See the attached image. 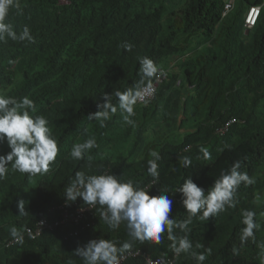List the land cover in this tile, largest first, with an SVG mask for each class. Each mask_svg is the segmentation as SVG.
<instances>
[{
    "label": "trees",
    "instance_id": "16d2710c",
    "mask_svg": "<svg viewBox=\"0 0 264 264\" xmlns=\"http://www.w3.org/2000/svg\"><path fill=\"white\" fill-rule=\"evenodd\" d=\"M226 1L20 0L22 14L10 10L6 22L17 34L27 26L34 42H0V92L34 101L31 114L48 120L59 153L47 173L31 178L12 171L9 163L0 180V264H84L75 252L94 239L112 242L117 258L130 250L173 256V243L185 235L179 228L173 232L176 241L167 232L159 242L133 240L127 222L112 227L103 218L106 206L99 205L90 227L78 234L69 224L8 243L12 227L21 233L64 202L77 172L113 174L150 196L166 194L173 201L170 218L179 223L188 219L177 191L183 182L191 178L207 192L235 161L253 183L239 186L235 207L208 220L192 218L188 239L194 252L206 256L203 264H264L259 247L264 243V6L254 27L245 23L250 6L264 0H236L223 16ZM144 57L155 67L150 77L141 70ZM160 68L170 70L167 79L152 100L137 103L134 125L123 122L119 109L104 127L87 119L99 110L104 93L140 90L154 82ZM112 103L118 107L115 95ZM233 117L243 122L219 133ZM90 137L98 147L84 160L71 158L73 145ZM9 151L6 142L0 144V155ZM152 152L160 157L158 179L147 172ZM184 157L190 166H183ZM20 200L25 215L19 213ZM244 210L256 213L261 228L255 240L242 244ZM124 243L129 249L119 252ZM144 263L137 256L123 264ZM172 264L197 261L180 253Z\"/></svg>",
    "mask_w": 264,
    "mask_h": 264
},
{
    "label": "clouds",
    "instance_id": "9594fccd",
    "mask_svg": "<svg viewBox=\"0 0 264 264\" xmlns=\"http://www.w3.org/2000/svg\"><path fill=\"white\" fill-rule=\"evenodd\" d=\"M257 5L263 7L264 2ZM12 9L22 14L20 0H0V42L8 38L19 42H34V37L27 26L20 34H17L13 25L6 22ZM124 48L130 51L132 45L126 43ZM140 66L147 77L155 72L153 62L147 57L140 60ZM113 95L118 99V107L112 103ZM103 99L104 102L97 105L99 110L87 117L90 121L99 122L101 127L105 126L104 122L110 120L118 109L123 122L134 125L132 117L135 116V106L138 102H142L144 97L140 90L130 88L124 92L115 90L112 94L104 93ZM35 111L36 107L32 99L23 97L17 100L15 97L0 92V144L6 142L10 149L7 154L0 155V180L6 179L10 162L12 171L27 174L31 178L47 173L50 164L55 161L59 153L58 144L48 126V120L42 115H32L31 113ZM96 147H98L96 139L90 137L82 143H75L70 156L76 161L84 160L86 154ZM201 152L206 159L209 158L207 149L201 148ZM151 156L153 159L147 162V172L153 178L158 179L157 161L160 157L156 152H152ZM182 163L184 167H188L191 165V160L184 157ZM240 167L241 162L235 161L231 169L222 172L220 178L216 179L214 186L207 192L193 179L187 178L177 191L183 196L182 203L187 210L188 219L179 223L170 218L173 201L168 195L150 196L148 191L134 187L132 181L122 182L113 174L86 175L84 172H77L64 195L70 202L82 198L90 208L96 205L106 206V213L103 214L104 220L112 227L118 226L121 221H126L129 235L133 240L159 242L162 234L167 232L168 238L176 241L177 238L173 232L174 228H179L185 235L179 238L178 242L173 243L174 252L176 254L191 253L197 264H203L206 256L193 251V243L188 239V233L191 232L188 225L194 217L199 216L200 219L208 220L224 211L226 207H235V195L239 186L253 183L246 172L239 171ZM18 208L20 215L27 213L25 201L20 200ZM255 216L254 211H242V223L245 225L240 230L239 236L242 244L250 238L255 240V232L261 228V225L254 219ZM10 235L13 238H20L16 227L10 229ZM129 247L128 243H124L119 252ZM200 247L199 243L195 245V248ZM259 247L261 254L264 255V243H261ZM117 253V247L104 239L91 240L75 252L83 258L84 264H118Z\"/></svg>",
    "mask_w": 264,
    "mask_h": 264
},
{
    "label": "built area",
    "instance_id": "2783aa9c",
    "mask_svg": "<svg viewBox=\"0 0 264 264\" xmlns=\"http://www.w3.org/2000/svg\"><path fill=\"white\" fill-rule=\"evenodd\" d=\"M236 0H227L225 3L223 16H226L230 11H232L235 7ZM262 5H253L251 6L248 15L246 17V26L250 29L255 26L257 20L261 13ZM169 70L166 68H160L156 74V78L154 82L151 84L144 85L140 91L144 97V100L139 103H144L146 101L152 100L157 92V88L161 83H163ZM237 122H243L238 118H231L227 120L221 127L218 128V132L223 134L227 132L234 124ZM94 208L88 207L81 198H78L74 202L64 200L63 203L54 206L50 209L49 214L46 217L41 218L36 225L33 227H27L23 232L20 233V238H13L9 241V245H13L16 242H20L26 237L36 238L41 236L46 230H53L54 228L61 227L64 225H73L74 230L73 234H78L82 228L90 227L92 220L91 215L93 214ZM59 212V216L55 218L56 212ZM50 215L52 218L50 219ZM55 218V219H54ZM89 219V220H88ZM141 256L145 258L144 264H172L175 262L179 254H174L169 257H153L148 255L146 252L141 250H130L124 253L121 257L118 258V264H123L126 260Z\"/></svg>",
    "mask_w": 264,
    "mask_h": 264
}]
</instances>
